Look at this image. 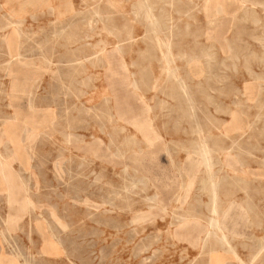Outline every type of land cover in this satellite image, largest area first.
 <instances>
[{"label": "rangeland", "instance_id": "1", "mask_svg": "<svg viewBox=\"0 0 264 264\" xmlns=\"http://www.w3.org/2000/svg\"><path fill=\"white\" fill-rule=\"evenodd\" d=\"M139 1L0 0V264H264V0Z\"/></svg>", "mask_w": 264, "mask_h": 264}, {"label": "bare ground", "instance_id": "2", "mask_svg": "<svg viewBox=\"0 0 264 264\" xmlns=\"http://www.w3.org/2000/svg\"><path fill=\"white\" fill-rule=\"evenodd\" d=\"M139 1V0H138ZM141 1H143V0H141ZM141 1H139L138 3H140ZM261 2V1H260ZM143 4V6H144V3H142ZM183 4V3H182ZM253 4H255V3H253ZM262 4H263V2H262ZM110 7V6H109ZM146 7V6H145ZM198 7V6H197ZM142 8V7H141ZM143 9V8H142ZM194 9V8H193ZM192 10V9H191ZM218 10V9H217ZM254 11V10H253ZM147 15H148V13H149V11H144ZM220 12V11H219ZM241 12V11H240ZM252 12V11H251ZM217 13V12H216ZM239 13V12H238ZM249 14V13H248ZM256 14V13H255ZM147 15H146V18H147ZM150 15H151V13H150ZM149 15V16H150ZM251 15V14H250ZM220 16V15H219ZM234 16V15H233ZM153 17V16H152ZM254 17V16H253ZM150 18V17H149ZM232 18V17H231ZM135 20V19H134ZM149 20V19H148ZM171 20V19H170ZM187 24V23H186ZM233 24V23H232ZM151 25H152V27L153 28H157V22H155V21H152L151 22ZM211 26V25H210ZM151 27V28H152ZM150 28V29H151ZM176 28V27H175ZM244 28V27H243ZM158 29V28H157ZM241 29V28H240ZM154 30V29H153ZM160 30V29H159ZM158 30V31H159ZM210 32V31H209ZM236 33V32H235ZM141 35V34H140ZM158 35V34H157ZM207 35V34H206ZM217 35V34H216ZM238 39V38H237ZM262 39V38H261ZM157 41H159V39L157 40ZM167 41V40H166ZM140 42V41H139ZM161 42V41H160ZM169 42V41H168ZM168 44V43H167ZM169 45V44H168ZM203 45V44H202ZM212 45V44H211ZM233 45V44H232ZM168 46L166 45V48H167ZM213 47V46H212ZM207 48V47H206ZM238 48V47H237ZM236 48V49H237ZM239 49H240V47H239ZM241 50V49H240ZM212 52V51H211ZM239 52V51H238ZM237 52V53H238ZM152 53V52H151ZM170 53V52H169ZM170 55V54H169ZM237 55V54H236ZM235 55V56H236ZM240 55V54H239ZM200 56V55H199ZM151 57V56H150ZM167 57V56H166ZM240 57V56H239ZM137 58V57H136ZM222 59V58H221ZM185 60V59H184ZM224 60V59H223ZM164 61V60H163ZM249 61V60H248ZM188 62V61H187ZM206 63V62H205ZM208 63V62H207ZM238 63H239V61H238ZM213 65V64H212ZM236 65V64H235ZM249 65V64H248ZM205 66V65H204ZM237 68V67H236ZM260 73V72H259ZM220 77V76H219ZM203 78V77H202ZM201 78V79H202ZM221 81V80H220ZM152 84V83H151ZM238 90V89H237ZM227 105V104H226ZM241 105H243V104H241ZM222 106V105H221ZM241 108V107H240ZM230 114V113H229ZM258 114V113H257ZM141 126V125H140ZM31 130V129H30ZM25 134V133H24ZM200 147H201V149L199 150V152L200 153H202V154H205L203 157L205 158L204 160H207V164H208V162L211 160L210 159V156L208 155L209 153H210V150L209 149H207L206 148V143L205 142H202L201 144H200ZM0 157H1V155H0ZM201 159V158H200ZM204 160L202 161V162H204ZM204 162V163H205ZM247 162V161H246ZM210 163V162H209ZM1 164V163H0ZM211 164V163H210ZM221 164V163H220ZM206 165V164H205ZM217 165V164H216ZM241 165V164H240ZM210 166V165H209ZM211 178V177H210ZM133 180V179H132ZM145 181V180H144ZM210 182H209V187H210V190H211V194H212V197H211V212L213 213V217L209 220V224L211 225V226H213V227H217V228H220L221 226H222V220L219 218V217H217V214H218V211H219V206H218V204H217V196H216V185H215V183L214 182H212V181H214L213 179L212 180H209ZM142 188V187H141ZM248 191V190H247ZM224 207V206H223ZM231 208V205L229 204L228 205V207L225 209V210H223V217H224V214H226V212L229 210ZM221 209V208H220ZM242 209V208H241ZM197 210V209H196ZM243 212V211H242ZM245 217H246V215H245ZM184 220V219H183ZM192 220V219H191ZM196 220V219H195ZM4 223V222H3ZM179 223V222H178ZM216 228V229H217ZM218 230V229H217ZM227 238L228 237H226V234L225 233H222L221 234V236H220V240L221 241H225V243L227 242ZM206 239V238H205ZM264 240V239H263ZM12 242V241H11ZM227 244V243H226ZM12 246V245H11ZM236 246V245H235ZM228 247V246H227ZM260 247V246H259ZM263 249V248H262ZM261 250V249H260ZM17 251V250H16ZM229 252H232V254L233 255H235L236 257H237V259H238V256H237V254L235 253L236 251H234V248H233V246H229ZM23 253V252H22ZM14 254V253H13ZM210 255V254H209ZM255 255V254H254ZM235 257V258H236ZM255 257V256H254ZM253 258V257H252ZM256 258V257H255ZM25 259V258H24ZM17 260V259H16ZM239 260H240V258H239ZM23 261V260H22ZM252 261V260H251ZM142 264V263H141ZM209 264H221V261H220V259H219V257H218V255L217 254H211L210 255V257H209Z\"/></svg>", "mask_w": 264, "mask_h": 264}]
</instances>
